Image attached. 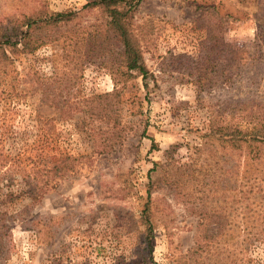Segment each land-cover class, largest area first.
<instances>
[{"label":"rangeland","instance_id":"1","mask_svg":"<svg viewBox=\"0 0 264 264\" xmlns=\"http://www.w3.org/2000/svg\"><path fill=\"white\" fill-rule=\"evenodd\" d=\"M88 1L0 0V22L42 4L53 12H77ZM259 3L143 0L133 20L145 78L118 84L109 68L94 61L75 72L62 56L72 29L32 54L17 55L6 73L0 68L4 164L78 159L36 202L27 196L32 185L26 172L2 169L0 264H264V165L247 169L246 149L208 136L218 126H247L242 103L264 105V47L238 76L227 56L252 51L264 32ZM95 19L82 17V34L93 30ZM216 41V74L198 81L208 66L203 48ZM32 71L67 76L75 86L71 101L118 90L120 103L113 105L124 138L105 149L98 133L106 126L85 118L81 102L66 115L62 99L49 106L25 89ZM183 164L177 173L185 183L178 187L175 169ZM147 213L149 244L142 225Z\"/></svg>","mask_w":264,"mask_h":264},{"label":"trees","instance_id":"2","mask_svg":"<svg viewBox=\"0 0 264 264\" xmlns=\"http://www.w3.org/2000/svg\"><path fill=\"white\" fill-rule=\"evenodd\" d=\"M143 0H89L81 10L53 12L42 4L34 9L31 14L16 16L12 15L0 22V68L4 73L13 66L17 55H28L36 52L42 46L57 40L56 34L63 29L75 30L71 36L67 48L62 54L66 63L74 64L73 70L79 72L86 61H94L110 69L114 81L118 84L127 82L130 78L141 76L145 78L148 74L143 52L138 36L134 28L133 16L137 7ZM260 18L264 20V0H260L258 9ZM96 15L93 22V30L85 32L82 25V17ZM80 31V32H79ZM220 39L219 36H215ZM218 41L214 45L204 46L203 58L208 66L203 68L198 81L206 80L209 72L216 74L213 67L220 55L217 48ZM264 47V32L256 36V44L252 51L233 50L228 52L229 68L233 71L232 76H238L249 66H252L260 57V51ZM215 55L214 60L211 59ZM202 58V59H203ZM30 83L25 88L31 95L40 94L44 97L45 103L55 106L59 98L64 113L73 115L78 110L77 105L81 102L80 108L85 118L90 121H98L106 126L103 134V147L112 150L124 138V126L121 125L119 109L114 108L113 102L120 103V93L118 90L111 94L93 95L82 101H71L69 97L72 89L71 80L64 76L55 79L53 76L41 77L37 72L28 74ZM230 79V78H229ZM26 82V81H25ZM24 91V90H22ZM28 95V93H27ZM76 98V97H71ZM253 101L242 103L239 106L240 112H245L247 126L226 125L218 126L210 131L211 138L221 143H228L233 150L243 152L246 149L248 155L247 169L255 167L260 170L264 165V105L261 102L256 104ZM73 109V110H72ZM98 134L93 137L97 138ZM102 136V135H101ZM103 150L100 153H107ZM2 148H0V172L6 168L20 167L26 172V177L30 178L32 189L27 192V196L36 202L41 199L49 190L50 184L55 180L64 177L75 169L77 158L65 156L57 162H50L48 157L43 163H36L29 166L27 164L18 165L10 163L4 164ZM186 164L175 169L176 180L173 184L181 187L184 181L180 180V172ZM192 164H189V167ZM29 170V171H28ZM179 179V180H178ZM143 228L146 234V241L149 244L153 225L148 213L145 214ZM5 227V226H4ZM3 228V227H2Z\"/></svg>","mask_w":264,"mask_h":264}]
</instances>
